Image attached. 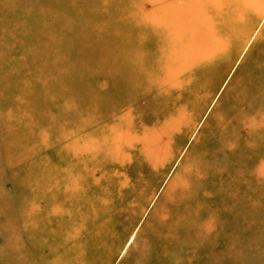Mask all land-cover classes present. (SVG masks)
I'll return each mask as SVG.
<instances>
[{"label":"rangeland","instance_id":"1","mask_svg":"<svg viewBox=\"0 0 264 264\" xmlns=\"http://www.w3.org/2000/svg\"><path fill=\"white\" fill-rule=\"evenodd\" d=\"M105 223L107 264H264V0H0V264Z\"/></svg>","mask_w":264,"mask_h":264},{"label":"crops","instance_id":"2","mask_svg":"<svg viewBox=\"0 0 264 264\" xmlns=\"http://www.w3.org/2000/svg\"><path fill=\"white\" fill-rule=\"evenodd\" d=\"M103 220L107 221V218ZM102 226L105 228L104 234L97 238V242L95 238H92L93 236L88 234L89 243L86 244V250L82 252V259L78 260L80 264H107L110 255V239L107 237V223Z\"/></svg>","mask_w":264,"mask_h":264},{"label":"bare ground","instance_id":"3","mask_svg":"<svg viewBox=\"0 0 264 264\" xmlns=\"http://www.w3.org/2000/svg\"><path fill=\"white\" fill-rule=\"evenodd\" d=\"M202 31H203V32H201V33L206 34V30H202ZM203 34H200V36H201L200 38H201V39L203 38V40H205V38H206V40H209V39L211 40V35H210V34H209L210 36L208 37L209 39H207V36H205V35H203ZM204 37H205V38H204ZM203 40H202V41H203ZM210 42H211V41H210ZM211 44H212V45H217L218 42H213V41H212ZM189 49H190V50H189ZM189 49H188V51H192L191 48H189Z\"/></svg>","mask_w":264,"mask_h":264}]
</instances>
